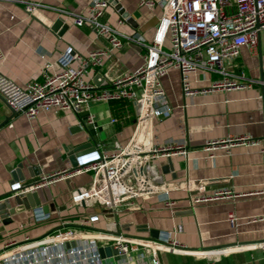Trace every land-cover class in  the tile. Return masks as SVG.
<instances>
[{
	"label": "crops",
	"instance_id": "crops-1",
	"mask_svg": "<svg viewBox=\"0 0 264 264\" xmlns=\"http://www.w3.org/2000/svg\"><path fill=\"white\" fill-rule=\"evenodd\" d=\"M93 1L0 0V47L5 56L0 71L26 87L32 81L43 80L47 64L51 65L50 72L61 70L59 61L69 49L74 56H83L91 50L111 48L106 38L88 26H77L69 13H86ZM107 1L105 18L110 25L127 34L153 38L163 14L161 6H140L139 0ZM27 2L41 6L30 14ZM120 18L125 19L121 25ZM145 54L141 46L125 41L122 48L112 50L99 69L92 70L88 79L98 89L107 87L139 68ZM225 63L237 74L260 78L264 70V36L257 51L243 47L235 60ZM215 78L211 73H193L191 86L197 92L187 95L180 71L170 68L161 81L172 106L171 115L163 120L155 118L151 124L145 120L140 126L142 134L153 135L155 144L187 142L188 158L158 157L146 164L154 182L170 186L176 206L169 208L157 194H150L136 199L135 207L123 206L115 216L103 214L92 225L106 229L111 226L109 222L115 221L126 233L150 238H156L152 229L159 236L170 232L187 248L209 252L162 253V264H264V248L250 247L264 243V87L203 92ZM90 114H94L95 123L83 128L81 124ZM137 117L134 102L122 100L90 102L80 113L52 109L29 119L21 112L13 114L0 94V202L11 198L16 206L12 196L15 183L31 185L43 174L71 168V155L78 157L99 144L107 151L125 146L137 130ZM113 118L118 120L113 122ZM234 136H248L260 144L236 145L232 154L218 150L215 158L209 157L207 142ZM69 179L38 190L42 205H53L52 211L57 212L50 220L37 222L33 208L0 218V248L11 240L39 238L63 227L86 230L80 225L83 216L102 209L89 201L73 204V195L92 185L93 173ZM220 189H231L240 196L192 202L195 197ZM230 213L238 216L237 225L230 222Z\"/></svg>",
	"mask_w": 264,
	"mask_h": 264
},
{
	"label": "built area",
	"instance_id": "built-area-1",
	"mask_svg": "<svg viewBox=\"0 0 264 264\" xmlns=\"http://www.w3.org/2000/svg\"><path fill=\"white\" fill-rule=\"evenodd\" d=\"M139 5L163 8L151 40L138 33L127 34L110 25L105 18L108 1L94 0L86 13H69L77 26H88L98 36L106 38L111 48L91 50L83 56H74L69 49L59 61L61 70L50 72L51 65L47 64L43 80L32 81L26 87L0 71V94L10 107L29 119L52 109L80 113L90 102L122 100L133 101L138 113L137 130L125 146L107 151L100 144L96 145L93 150L77 157L76 167L43 174L31 185H13L12 196L24 195L57 181L92 172V185L74 193L73 204L94 202L102 211L83 216L80 225L86 230L68 226L39 238L26 236L22 241L7 242L0 248V264H162L161 254L166 252L208 255L209 252L187 248L173 239L170 232L150 238L126 233L115 221L109 222L111 226L106 229L93 228L92 225L103 214L115 216L123 206L135 207L136 199L150 194H157L169 208L176 206L170 195V186L154 182L146 171V164L158 157L182 155L188 158L187 142L169 140L155 144L153 135L149 132L142 134L140 126L145 120L151 124L155 118L163 120L171 115L172 106L161 81L170 68L180 71L182 89L187 95L197 92L191 86L190 77L199 71L216 75L203 92L247 89L254 85L264 87V70L262 78H254L244 72L235 73L225 63L226 60H235L243 47L253 51L261 47L264 0H139ZM40 6L37 2H27L26 10L31 14ZM124 21L120 18L118 24ZM125 41L146 50L144 63L107 87L98 89L88 76L103 65L113 49L122 48ZM4 57L0 47V62ZM117 120L112 119L113 122ZM94 123L95 116L90 114L81 126L87 128ZM258 144L260 141L251 137L234 136L209 141L205 150L209 157L215 158L218 150L232 154L236 145ZM238 196L240 194L231 189H220L211 195L195 197L192 202ZM33 210L37 222L50 220L57 213L45 212L43 205ZM238 219L230 213L229 220L233 225H237ZM107 247L111 248L112 254L102 256L100 249ZM250 247L264 248V243Z\"/></svg>",
	"mask_w": 264,
	"mask_h": 264
},
{
	"label": "water",
	"instance_id": "water-1",
	"mask_svg": "<svg viewBox=\"0 0 264 264\" xmlns=\"http://www.w3.org/2000/svg\"><path fill=\"white\" fill-rule=\"evenodd\" d=\"M122 13H124V11ZM123 15L128 16V14H126V13ZM260 46H262V43L260 44ZM262 76L263 75L261 74V78H262ZM10 109L12 110L13 114L18 113L12 107H10ZM10 118H11V116L8 117L4 123L8 122V120H10ZM70 160L72 162L73 167H76L78 165L76 155H71ZM67 181H70V179L68 178ZM13 198H14V201L16 203V206L12 205V199L11 198H6L5 200H3V202H0V218L1 219H4V218L11 216V215H14L18 211H21L25 208H36V207L42 206V200L40 198L39 191L27 192L24 195H15ZM53 207H54L53 205H49V204L43 205V209L45 212H50L53 209ZM151 232H152V235L154 237H156V238L159 237V234L156 230L152 229ZM100 252H101L102 256H105L106 254L107 255L112 254V250L109 247H107L106 249L101 248Z\"/></svg>",
	"mask_w": 264,
	"mask_h": 264
},
{
	"label": "rangeland",
	"instance_id": "rangeland-1",
	"mask_svg": "<svg viewBox=\"0 0 264 264\" xmlns=\"http://www.w3.org/2000/svg\"><path fill=\"white\" fill-rule=\"evenodd\" d=\"M227 11H229V12H230V10H229V9H227ZM130 181H132V179H130ZM74 244H75V242H74ZM69 245H70V243H69Z\"/></svg>",
	"mask_w": 264,
	"mask_h": 264
}]
</instances>
